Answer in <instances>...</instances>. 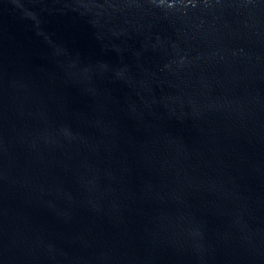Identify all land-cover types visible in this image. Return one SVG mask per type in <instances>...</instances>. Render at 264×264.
I'll return each mask as SVG.
<instances>
[{"label": "water", "instance_id": "water-1", "mask_svg": "<svg viewBox=\"0 0 264 264\" xmlns=\"http://www.w3.org/2000/svg\"><path fill=\"white\" fill-rule=\"evenodd\" d=\"M0 264H264V0H0Z\"/></svg>", "mask_w": 264, "mask_h": 264}]
</instances>
